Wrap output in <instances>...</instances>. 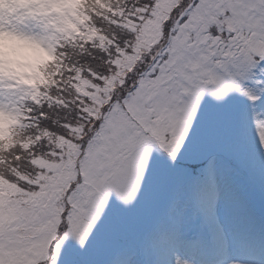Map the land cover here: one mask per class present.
Listing matches in <instances>:
<instances>
[{"label": "snow or ice", "instance_id": "1", "mask_svg": "<svg viewBox=\"0 0 264 264\" xmlns=\"http://www.w3.org/2000/svg\"><path fill=\"white\" fill-rule=\"evenodd\" d=\"M86 15L70 36V14L0 15L57 56L46 86L0 77L22 119L0 141V264H264V0Z\"/></svg>", "mask_w": 264, "mask_h": 264}, {"label": "clouds", "instance_id": "2", "mask_svg": "<svg viewBox=\"0 0 264 264\" xmlns=\"http://www.w3.org/2000/svg\"><path fill=\"white\" fill-rule=\"evenodd\" d=\"M90 6L91 0H20L19 3L3 0L0 11L6 17L17 11L37 17L61 18L70 14L75 22L67 21L63 24L64 34L70 36L72 33L78 34L79 25L87 22L86 9ZM56 62L55 54L50 55L33 41L18 34L0 31V77L14 79L23 88L46 86L49 79L42 72L36 76V66L46 65L51 68ZM21 123V118L0 116V130L5 134L0 135V140L5 139L10 128Z\"/></svg>", "mask_w": 264, "mask_h": 264}, {"label": "rangeland", "instance_id": "3", "mask_svg": "<svg viewBox=\"0 0 264 264\" xmlns=\"http://www.w3.org/2000/svg\"><path fill=\"white\" fill-rule=\"evenodd\" d=\"M9 2L10 3H19L20 2V0H9ZM25 2H31V0H25ZM20 12H22V11H17L16 13H14V14H12V16H10L9 18H14L18 13H20ZM27 31H29V32H34V31H36L35 29H27ZM14 34H16V33H14ZM34 42V41H33ZM35 43V42H34ZM36 44V43H35ZM44 51H46V50H44ZM46 52H48V51H46ZM50 55H52V53H50V52H48ZM38 68H39V65H37L36 66V76H38L39 75V73H38ZM10 131H11V128L8 130V133L6 134V136H5V139H3V140H0V141H4L5 142V144L7 143V142H9V141H11V139L9 138V137H7L8 135H9V133H10ZM0 135H5L4 133H3V131L2 130H0Z\"/></svg>", "mask_w": 264, "mask_h": 264}, {"label": "trees", "instance_id": "4", "mask_svg": "<svg viewBox=\"0 0 264 264\" xmlns=\"http://www.w3.org/2000/svg\"><path fill=\"white\" fill-rule=\"evenodd\" d=\"M54 66V65H53ZM53 66L51 67V68H48L46 65H45V77L46 78H48L49 79V83H51V81H52V78H53V73H52V68H53ZM47 69V70H46Z\"/></svg>", "mask_w": 264, "mask_h": 264}, {"label": "bare ground", "instance_id": "5", "mask_svg": "<svg viewBox=\"0 0 264 264\" xmlns=\"http://www.w3.org/2000/svg\"><path fill=\"white\" fill-rule=\"evenodd\" d=\"M0 15H3L5 18H9L10 16H12V14H11V15H9V16L6 17L5 14L2 11H0ZM14 82H15V80H14Z\"/></svg>", "mask_w": 264, "mask_h": 264}]
</instances>
